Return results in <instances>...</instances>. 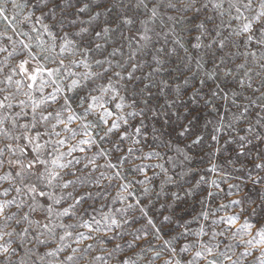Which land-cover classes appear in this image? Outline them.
Instances as JSON below:
<instances>
[{"label": "snow or ice", "instance_id": "snow-or-ice-1", "mask_svg": "<svg viewBox=\"0 0 264 264\" xmlns=\"http://www.w3.org/2000/svg\"><path fill=\"white\" fill-rule=\"evenodd\" d=\"M262 173L264 0H0V264H264Z\"/></svg>", "mask_w": 264, "mask_h": 264}, {"label": "rangeland", "instance_id": "rangeland-1", "mask_svg": "<svg viewBox=\"0 0 264 264\" xmlns=\"http://www.w3.org/2000/svg\"><path fill=\"white\" fill-rule=\"evenodd\" d=\"M201 123H203V117L201 118ZM210 130V129H209ZM206 142H207V137H206ZM184 142H182L183 144ZM106 147L108 146L107 144L105 145ZM209 150L206 147L203 148H193L192 149V154H193V160L189 163V167L193 168L194 171H204L209 167V159L207 156V152ZM235 158V152L232 150V147H228L220 156L216 157L215 160L213 161L216 163L220 168L218 170L221 171V174L225 176L227 179V183H221V188L223 191L220 193V198L224 199L225 202L227 199L233 198V197H226V193L229 191L228 184H240L241 187L244 190V193H247L248 195L251 196L252 199H258V196L260 194V189L259 187H254L251 183H245L247 181V173L249 171L252 172V175H256V173L259 170L253 169L252 164L248 162L246 159L241 158L239 162H234V163H229V160H234ZM243 165V167H241ZM179 171V169H177ZM151 175V173H149ZM264 174V173H262ZM129 177H133V173L129 172L128 173ZM209 178H217L215 177L214 174L209 173ZM235 177H241V179L237 180L234 179ZM133 191L137 192L138 195H140V188L137 185ZM231 191H236V189H231ZM112 195H115V190L112 191ZM183 195V193H181ZM108 199H111L109 197ZM163 202V198H161V201L159 203ZM92 202L89 201V204ZM142 203H147V199H143ZM159 203H156L155 206H150L149 214L152 215L157 221L161 219V209L159 207ZM119 206V205H116ZM88 204H84V208H88ZM95 208H100V203H96L94 205ZM184 206L181 205V208ZM196 209H199V206H196ZM89 211L91 212L92 210L89 208ZM97 215V218H99L98 213H94ZM167 214V213H165ZM137 215H139L137 213ZM256 217L253 218L255 220ZM140 223H143V220L140 221ZM139 227V224L136 225Z\"/></svg>", "mask_w": 264, "mask_h": 264}]
</instances>
